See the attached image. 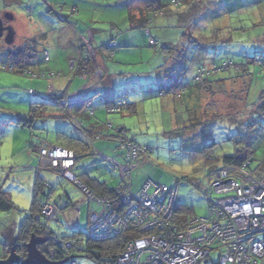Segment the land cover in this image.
Returning a JSON list of instances; mask_svg holds the SVG:
<instances>
[{
  "label": "rangeland",
  "instance_id": "rangeland-1",
  "mask_svg": "<svg viewBox=\"0 0 264 264\" xmlns=\"http://www.w3.org/2000/svg\"><path fill=\"white\" fill-rule=\"evenodd\" d=\"M151 1L0 0V19L16 33L14 39H9L7 33L0 38V171H5L6 176L1 188L5 187L18 206L9 213L0 212V260L7 256L5 227L16 225L19 236L20 227L31 213L38 172L55 186L49 200L55 202L56 198L68 194L80 208L79 214L76 208L70 210L78 214L81 230L88 228L90 211L98 213L102 210L97 202L85 203V194L81 190L57 174L46 159L45 164L29 150L31 143H57L61 132L77 137L70 119H63L61 116L65 113L52 107L43 94L50 92L53 81L63 79V88L71 83V78L65 80L70 75L61 77L59 73L66 71V65L69 68L70 56L79 58V37L88 32L95 37L93 45L99 48L103 61L115 68L112 77L116 91L124 93V98L138 107L132 115H106L119 121L126 120L130 130L128 136H134L140 144L150 148L147 158L151 160V167L133 171L131 182L135 194L149 180L169 189L178 187V216L181 219L205 217L208 202L203 179L199 176L203 175L204 169L213 167L210 159L214 158L215 165L221 166L219 161L224 156L250 153V170L261 173L264 166V110L257 108L259 104L255 103L264 92V67L252 66L250 80L247 77L229 80L224 89L213 90L216 91L213 96L195 87L181 97L173 93L162 95L159 85H170L185 69L183 77L187 84L200 69L221 68L232 60L243 62L246 53L253 56L256 50L264 51V0H185L179 5L172 0H157L163 14L154 17L148 27L150 34L145 29L131 30V13L139 15V10H145ZM113 38L119 40V46L112 55L104 46ZM152 41L161 51L166 42L171 43L170 48L178 49L181 55L176 51L171 55L156 53ZM23 47H28L32 54L30 59L12 54V58H24V64L9 65L11 52ZM11 67L16 69L12 72ZM19 67L25 68L24 74L18 73ZM235 70L231 66L230 70L219 73L212 70L207 75L213 80V77H237L247 73L244 69ZM99 71L95 79L102 76L101 67ZM68 73L72 72L68 70ZM33 81H46L47 86L29 85ZM248 82L251 83L249 92L246 91ZM81 84V87L88 85L89 81L83 80ZM84 95L85 92L80 98ZM79 99L74 103L79 105ZM36 104L46 105L45 114L55 117L45 115V118L37 119L32 129L16 122L35 111ZM74 125L81 133L76 121ZM103 142H96V149L100 150V145L103 149ZM111 146L115 148L117 143L113 142ZM105 151L111 156L108 150ZM115 152L112 149V153ZM83 170L111 186L120 182V171L113 170L110 162L97 157L79 160L74 173L79 176ZM40 197L44 202L48 199L46 194ZM46 205L44 208H51ZM58 218L60 223L50 222L49 227L61 235L73 233L75 226L62 214ZM72 241L71 251L76 245V240ZM73 255L78 256L79 264H97L85 253L74 252ZM218 258L219 253L213 252L210 264H217Z\"/></svg>",
  "mask_w": 264,
  "mask_h": 264
},
{
  "label": "built area",
  "instance_id": "built-area-1",
  "mask_svg": "<svg viewBox=\"0 0 264 264\" xmlns=\"http://www.w3.org/2000/svg\"><path fill=\"white\" fill-rule=\"evenodd\" d=\"M114 46L112 43L111 47ZM86 56L96 64L98 53L90 44H87ZM13 69L11 67L10 70ZM97 74L85 87L87 94L99 82L101 77L94 78ZM84 101L85 97L80 98L79 104ZM126 107L127 103L122 102L110 111L114 112L116 108L120 112ZM69 109L72 110V104ZM143 153V148L129 145L128 165H115L120 168L123 178L143 165ZM39 154L43 162L46 159L64 179L78 183L71 172L76 161L73 151L48 146L43 147ZM249 165L247 162L238 167L204 170L201 180L209 204L208 213L205 217L190 219L184 229L174 224L173 219L178 188L172 190L152 181H148L137 195L129 188L128 194L123 196L129 203L120 214L111 209L112 201L97 200L90 193L86 195L87 201L99 203L102 210L98 213L90 211L87 236L100 242L121 232L136 231L140 237L131 241L118 256V264H210V258L216 251L219 253L218 264H264V167L259 174L250 170ZM47 205L51 208H44L43 215L48 221H57L62 211L57 204ZM74 208L79 214L80 208ZM57 242L61 243L60 240ZM73 242H66L67 250L73 247ZM52 252L51 260L54 258ZM67 258L69 264H78L68 252Z\"/></svg>",
  "mask_w": 264,
  "mask_h": 264
},
{
  "label": "trees",
  "instance_id": "trees-1",
  "mask_svg": "<svg viewBox=\"0 0 264 264\" xmlns=\"http://www.w3.org/2000/svg\"><path fill=\"white\" fill-rule=\"evenodd\" d=\"M184 1L185 0H172V2L175 5H179V4L183 3ZM148 3H150V4H148L146 6L145 10H142V9L139 10V12H138L139 15L136 16V14H133V12L131 13V15H130L131 30L145 29L147 31V33L150 34L148 27L152 23L154 17L157 15L163 14V8H162V6H160L158 4L157 0H152L151 2H148ZM83 35H85V34H83ZM83 35H80V37H79L80 41L83 40V39L81 40ZM112 43H115L114 47H111ZM87 44L88 43H85L84 41L82 42V59L80 60V65H79L80 67H79L78 73H76V74L82 80H86V81L90 82L91 77L94 76L95 69H94V64L92 63V61L86 56ZM166 44L167 45L162 48L163 51L158 50L159 47L155 41H152L151 46L155 49L156 53H163V54L167 53L166 55H169L170 53H173L174 51H176V52H178L179 55H181V52L177 51L178 49L174 50L173 48H170V45H173V44H170V43H166ZM91 47L97 51V49L93 45H91ZM104 48L109 50V52L113 55L114 50L117 48V41L115 39H112L109 42V44H106L104 46ZM175 48H176V46H175ZM216 50H218V49H216ZM15 51L13 53L11 52L10 56L8 57L9 58V65H11V66H17V65L24 64L23 63L24 58L20 59L19 57H25L28 60V59H30V57L32 55L28 51V47H25V48L23 47L22 49H18ZM97 53H99V51H97ZM12 54H14L15 56L19 55V57L12 58V56H13ZM232 61H228V62L224 63L221 68H218L215 66V69H210V70H208V68L200 69L199 74L196 77H194L191 81H189L187 84H185V78L183 77L184 72L187 71L185 69L182 72V75H180L178 78H176L174 81H172V83L170 85H167V86L166 85H159V89H160L159 93L162 95L173 93L175 96L181 97L182 95H185L187 91H189L195 87V88H198L201 90H205V92H208L210 95L213 96V94H215V92H216L213 90L224 89L226 86V83L229 80H234L235 78H241V77H244V78L247 77L250 80V77L253 76V74H250V72H249L250 68L252 66L260 65L261 67H264V51L256 50L254 52L253 56H249L248 53H246L244 56L243 62L234 63ZM231 66H234L236 68L235 71H241L244 69L245 72H247L246 73L247 76L246 75L245 76H237V77L233 76V77H225V78H217V79L213 77V80H210V77H208V75H207L209 72L212 73V70H213V73H219V72H224L226 70H230ZM13 68H14V70L16 69L15 67H13ZM24 69L25 68H22L18 73L24 74L26 71ZM7 70H9V69H7ZM32 76L34 78L36 77L35 75H32ZM42 76L43 77H49V75H42ZM84 76H86L87 78L83 79ZM103 79H104V77L102 75L99 82H98V89L96 90V92H99L97 96H101L105 91V85H104L105 82L103 81ZM251 82H252V79H251ZM250 84H249V82L246 84V91L247 92H249V89L251 87ZM95 88H94L93 92L95 91ZM33 92L35 94V91H33ZM43 95L47 100L50 101V105L52 107L58 108V109L60 108L65 113V115L61 116V117L63 119H70L72 126H74L73 125L74 122L72 120V117L70 118V116H69V110H70L69 106L72 103H71V101H69L67 95L64 92H54L52 94L44 93ZM90 100H91V98H89L88 100L86 99L85 102L83 103V105L88 103ZM122 102L127 103V107L125 110L117 112L116 108H115L114 112L110 111L114 107H117L118 104L122 103ZM256 104H259V106L257 108H261L262 110H264V92L261 94L258 102L255 103V105ZM36 105H37V109L35 111L31 112L30 114H28L24 118H19L16 122L19 123L20 125H22L23 127L32 129L33 124L37 119L45 118V115H46V117H50V118L55 117L54 114H52V115L51 114H48V115L45 114V112H46L45 108L47 107L46 105H40V104H36ZM106 110L108 111L109 114H121V113L131 112V111H132V113H135L134 109H132L131 105L124 98L117 101V103L107 107ZM93 111H94V109L88 110L89 113H92ZM12 119H14V118H12ZM12 121L14 122V120H12ZM78 125L80 126L79 130L81 132H84L83 129L81 128L79 121H78ZM75 130L78 132L76 127H75ZM119 130H120L119 133L123 134V136L122 137L116 136V135L113 136V138L115 139L114 142H116V143H117V139H119V138L121 139L120 142L118 141L119 145H117L114 149L118 152H119V150H121V154L123 156V162H118L115 158L108 156L105 153H102L99 150L95 149L92 146V142L87 143L83 140H80L76 137H73L69 134L62 133V132L58 133V142L57 143L51 144V143H48L46 141L42 142L40 144H36V145L31 143V145L29 146V150L38 156L40 155L39 154L40 150L43 147H48V146H58L61 148L73 150L75 155H76L77 161L75 163V166L71 169V172L77 177V180H78V183L77 184L73 183V185L78 190H81L85 194V199H86L85 203H88V204L91 203L90 201H87V196H86V195L91 193L92 194L91 196L97 200L109 199L110 201H112L111 209H113L114 212L120 214L121 211L123 209H125L127 207V204L129 203V201H125V199L123 198V196L125 194L126 195L128 194L127 193L128 189L130 188L132 193L134 195H137L134 193V189H132L133 184L131 182L132 181V174H133V171L135 169L133 171H131V173L127 176V178H123L121 175L120 168H116L115 165H119V166L128 165L129 161H128L127 153H128V148H129L130 144L137 145V146L143 148L144 153H143L142 161H143L145 155L150 152V148H148L147 146H144V145L140 144L139 142H137L135 140V137L129 138L128 136H126L127 131L129 132V130L124 129V128H120ZM198 152L201 153L202 151L198 150ZM99 153H102V155H99ZM91 156L100 158L104 162H107V161L110 162L111 168L113 170H119L120 171V175H119L120 182H119V184L116 185V187L111 186L109 184V182H107V181L101 182L97 178L92 177L90 174L86 173V174H81L80 176H77L74 173V169H75L78 161L83 159V158H87V157H91ZM251 159L252 158H251L250 153H246L245 155L238 154L235 156H224L219 161L221 166H217V165H215V162H214L215 160L213 158V159L209 160L211 162V164H213L212 165L213 167H210V168H207L204 170H209L211 168H216V167H227V166L238 167V166H242L243 164H245L247 162H249L251 165ZM250 165H249V167H250ZM214 166H216V167H214ZM52 169L57 173V171L54 168H52ZM136 169H138V168H136ZM39 171H41V168L39 169ZM59 175L62 177L61 174H59ZM149 181H152V180H149ZM152 182H154V181H152ZM154 183H156V182H154ZM145 184H144V186H145ZM143 187L141 188V190L143 189ZM54 188H55V186H53L49 182L45 181L40 176V173L38 172V175H37L35 183H34V188H33V205H32V209H31V213L26 217L25 222L20 227V236L18 239L19 247L17 249L18 254H20L22 257H26L27 250H26L25 244H27L30 241L31 235L35 234L36 236H40V237L46 236L48 238V243L40 246L39 249L48 258L51 257L50 256L51 251L55 250L53 260L56 262H60V261L65 260V257L67 255V251L72 250V248L69 250L66 249V247H65L66 242H69V241L75 239L76 240L75 249L73 251H71L70 254L72 253V255H73L74 252L85 253L87 255L88 259L93 260L94 262H97V264H118L117 263L118 256L126 249L127 245L131 241H133L136 238H139L140 235L136 231L128 230V231L119 233L118 235H116L112 239H109L106 241L95 242V241L91 240L90 238H88V236H87L89 227L85 231L81 230L80 227L74 228L73 233H68L65 235H61V234L56 233L54 230H52L49 227L50 222L60 223L61 220L58 218L60 214L64 213L67 210H70L71 208L78 207V206H77V204L73 203L71 196L68 194H66L65 196H60V197L56 198L55 202H52V201L49 202L48 200H49L50 196L52 194H54V191H55ZM176 188H178V187H176ZM172 190H175V188H173ZM139 192H138V194H139ZM45 194H46V197H48V199L45 200V202H44L40 196L45 195ZM204 194H205V191H204ZM205 197H206V195H205ZM206 199H207V197H206ZM46 204H57L59 209L62 211L61 213L58 214L57 221H48L47 218L43 215L42 212H43V209H44ZM17 208H18V206H16L13 203L10 194L4 188H1L0 189V212L9 213L13 210H16ZM208 208H209V206H208ZM179 211H180L179 204L177 203L173 219H174V224L180 226L181 229H184L187 226L188 221L190 219L197 217V216H195V217H191V218H187V219H181L178 216ZM207 213H208V210H207ZM197 218H200V217H197ZM58 240H61V243L56 244L55 241H58ZM77 257L78 256L73 255V259H75L78 262ZM218 260H219V258H218ZM67 264H69V263L67 262ZM78 264H79V262H78Z\"/></svg>",
  "mask_w": 264,
  "mask_h": 264
},
{
  "label": "crops",
  "instance_id": "crops-1",
  "mask_svg": "<svg viewBox=\"0 0 264 264\" xmlns=\"http://www.w3.org/2000/svg\"><path fill=\"white\" fill-rule=\"evenodd\" d=\"M113 39H115V38H113ZM81 40L82 41H80V39H79V47H78L79 48V52H80L79 58L78 59L75 58L76 56H74V55L70 56L68 58V62H67L68 65H69V68L66 65V67H65L66 71L63 70L62 72L59 73V75L61 77H67L68 75H70L68 78H65V80H68V79L71 78L72 79L71 83H69L66 88H63V86H64L63 83H62L63 79L53 81V85L50 88V92L49 93L52 94L54 92H64L67 95L69 101H71V103L74 104V105L72 104V110H69V116L70 117L73 116L77 123L79 121V123L81 125V128L84 131V132H81V133L77 132L75 130V125L73 124L74 125L73 126L74 133H75V135H77L76 138H78L80 140H83V141H85L87 143L92 142V146L95 149L97 148L96 145H98V144H96V142L104 141L103 142L104 143V148L102 149V147L100 145V148H99L100 150L99 151L102 152V153H105L106 152L105 150H108L110 152L111 157L115 158L118 162H123V156L121 154V150H119V152L116 151L113 148L114 146L112 147L111 144L115 140L113 138L114 135L121 136V137L123 136V134L119 133V131H120L119 129L120 128H124V129H127V130H129V128H127L126 120L119 121L116 118H113V116H107L106 114H108V115H110V114L108 113L106 108L111 106V105H113V104H115V103H117V101H119L120 99L124 98L125 94L122 93V92L119 94L118 90L116 91V88L114 87V83H113V77H112L113 76L112 75V71H114L115 68L114 67H109V65L106 62L103 61V59L100 57L99 48L97 49V51H99L97 62H96V64H94V69H95L94 74L96 72L100 73L99 70H100V67H101V73H102V75H103V77L105 79V83H104L105 91H104V93L101 96H97L98 93H99V92H96V90L98 89V83L95 86L96 87L95 91L94 92L92 91L89 94H87L86 91H88V90L85 88L87 85L81 87V85H82L81 81H83V80L81 78H79V76H77L76 73H78V70H79V67H80L79 66L80 65V60L82 59V42L84 41L85 43L93 45V42L95 41V37L91 34V32H88L86 35H83ZM166 43H168V42H166ZM118 46H119V40L117 41V48H118ZM129 48H132V47L129 46ZM171 54H174V53H170L169 55H171ZM119 55H121V54L118 53V56ZM50 62H51V60L49 61V63ZM22 68L19 67L20 70ZM68 70H70L72 73H68ZM12 71H14V69ZM74 72H75V74H74ZM72 74H74V76H72ZM108 76H109V78H108ZM76 77L79 78L81 81H78L77 79L75 80ZM104 79H103V81H104ZM37 84H40V87H42V88L44 86H47L46 81H42L40 83H38L36 81H33L29 85H32V86L35 87V85H37ZM84 92H85L84 97H87V100L89 98H91V100L89 102L87 101L88 103H86L84 105L83 104L82 105L75 104L74 102L77 99H79L83 95ZM35 93H36V91H35ZM72 99L73 100L76 99V100L73 101ZM124 99L127 100V98H124ZM128 103L131 105L132 109H134V111L136 113V110H137L138 107L135 106V104H133V103H131L129 101H128ZM89 109H94V111L92 113H89L88 112ZM135 113H132V111L131 112H125V113H123V115H126V114L132 115V114H135ZM87 115H90L92 117H88ZM123 117H125V116H123ZM126 136H128V131H127ZM73 137H75V136H73ZM120 140H121L120 138L117 139V145H119L118 141L120 142ZM112 149H113V151H116L114 154L112 153ZM102 153H99V155H102ZM32 158H34V157L32 156ZM87 158H89V157H87ZM83 159H85V158H83ZM151 164H152L151 160H148L147 154H146L144 159H143V165L140 168L151 167ZM85 173H86L85 170H83V172L81 174H85ZM88 173H90V172H88ZM201 176L203 177V175H201ZM5 177H6L5 176V171H0V188H1L2 182H3ZM7 177H9V175ZM199 178H201V177L199 176ZM113 187H116V186H113ZM48 201L50 202L52 200H48ZM62 215H64V217H66V219L70 223H72V225L75 226V228L78 226L79 218H78V215H76V213H73L71 210H69V211L67 210L64 213H62ZM11 227H12L11 225L6 226L4 231H9V228H11ZM16 232H17V226L15 227V230H14V233H13V236L15 238V243L18 242V239H19V236H20V232H19V236H17ZM4 235H5V233H4ZM5 240H6L5 248H6V250L8 252L6 253L7 254L6 258L3 259V260H6L9 257L10 250H11V248L13 246V245H11V246L9 245V243H8L6 238H5ZM3 260H0V261H3Z\"/></svg>",
  "mask_w": 264,
  "mask_h": 264
},
{
  "label": "water",
  "instance_id": "water-1",
  "mask_svg": "<svg viewBox=\"0 0 264 264\" xmlns=\"http://www.w3.org/2000/svg\"><path fill=\"white\" fill-rule=\"evenodd\" d=\"M7 33L9 39L15 38V30L11 26H5L4 20L0 19V38ZM15 226L9 228V231H4L5 238L7 239L9 245H13L9 257L6 260L0 261V264H66L69 259L64 261L55 262L48 258L39 247L47 243L48 239L35 234L31 235L30 241L25 244L27 255L22 257L18 254V242L15 243V238L13 236ZM15 243V244H14Z\"/></svg>",
  "mask_w": 264,
  "mask_h": 264
},
{
  "label": "clouds",
  "instance_id": "clouds-1",
  "mask_svg": "<svg viewBox=\"0 0 264 264\" xmlns=\"http://www.w3.org/2000/svg\"><path fill=\"white\" fill-rule=\"evenodd\" d=\"M66 149V148H65ZM69 150V149H68ZM72 151V150H71ZM74 152V151H73Z\"/></svg>",
  "mask_w": 264,
  "mask_h": 264
},
{
  "label": "snow or ice",
  "instance_id": "snow-or-ice-1",
  "mask_svg": "<svg viewBox=\"0 0 264 264\" xmlns=\"http://www.w3.org/2000/svg\"><path fill=\"white\" fill-rule=\"evenodd\" d=\"M18 203H19V201H18Z\"/></svg>",
  "mask_w": 264,
  "mask_h": 264
}]
</instances>
